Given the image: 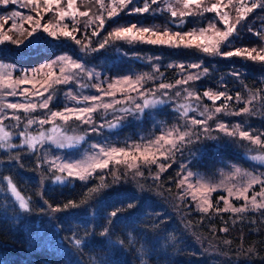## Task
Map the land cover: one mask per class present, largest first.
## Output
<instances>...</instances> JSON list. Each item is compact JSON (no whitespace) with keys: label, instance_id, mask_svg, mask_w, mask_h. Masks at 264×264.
<instances>
[{"label":"snow or ice","instance_id":"1","mask_svg":"<svg viewBox=\"0 0 264 264\" xmlns=\"http://www.w3.org/2000/svg\"><path fill=\"white\" fill-rule=\"evenodd\" d=\"M100 5L98 13H92L90 10H80V4H87L88 0H0V5L7 6L8 4H19L21 8H26L35 15H22L19 11H13L9 15L0 16V44L10 42L17 47L25 45L32 47L37 41L29 39L34 37L38 31H43L54 40L67 39L77 45H81L80 51L96 52L104 49L110 42H123L127 44L147 43L154 46H164L169 48H184L195 49L197 52L203 53L210 57L232 58L239 57L246 61L260 63L264 65V33L255 32L254 35L260 38V46L252 48H236L233 50L224 51L232 43V37L237 33L238 26L247 18L249 13L254 9H264V0H227V4L223 0L218 3H209L208 0H143L142 6H135L128 14H151L156 15L160 12H167L174 21H178L175 25V30L169 26L171 21L161 26H145L139 22L118 26L109 32L103 42H100L97 47H89L88 43L82 44L81 39L75 35L79 31V18H88L84 21V27L96 24L91 35L93 37L99 34V31L104 28L106 23L104 13H107L109 19L120 15L134 0H95ZM163 4L164 8L159 6ZM153 5L157 7H153ZM231 6V7H230ZM235 10L236 16L233 20L231 16L232 10ZM48 13L52 14V18L47 22L42 23L44 16ZM206 13H214L218 22L223 24V28L217 26V21L210 20L206 27L193 28L188 31H181L189 16H203ZM66 20H71V25L66 23ZM11 21V26L7 31L4 30V25ZM24 24H28L26 29ZM15 32L17 37L23 36L24 39L13 38L8 35V32ZM251 32L252 29L250 28ZM26 33V35H25ZM87 40L88 38L85 37ZM59 65L57 74L53 69ZM169 67H177L181 73H187L176 79L174 83H159L152 90L144 89V82L158 77L144 74L132 78L124 76L110 81L107 84V89L101 87L100 84H84L79 83L80 88L92 87L96 92H102L106 97L114 98L117 92L123 95L124 100L113 99L111 103L103 102L101 96L84 95L79 98L71 91L66 93L70 101L76 104L83 103L85 106L73 107L65 105L62 110H52L50 104L54 96L52 91L56 86L76 83L81 76H86L89 80L93 78V72L87 69L83 63L78 62L69 56H60L57 60L41 65L37 69L32 70V74L25 73L17 78L13 75L15 65L0 62V97H22L25 102H3L0 103V150L10 152L14 149L27 148L29 151L38 152L44 145H54L58 149H74L81 141L85 139L84 135H69L68 129L73 131V122L80 125H89L92 132L97 131V126L93 120V114L98 109H103L105 113L108 110L119 112L122 115H117L112 121H108L109 129H116L121 126L123 120L128 116H135L137 119L145 113L146 109L156 108L157 105L167 104L169 101L175 103L173 97L168 93L172 89H177L174 93L175 97H181V88L183 89L184 103L177 104L174 111L179 113V118L183 121L179 126H173L167 131H162L160 135L155 136L146 142L133 143L121 146H105L97 143H92L90 148L94 150L91 155L84 159H65L60 156H55L52 160H48L45 156V163H49L51 167L48 171L53 172L55 181L61 184L67 180H79L86 182L95 172L108 169L114 179L118 182L121 175L117 171L123 167L127 175L128 171H132L135 176H142L141 168H151L155 165L160 173L165 172L171 167V164L161 163L168 161L174 157L175 153L181 151L185 145L199 142L201 140L218 141L222 137L227 138V142L236 143L238 141L246 142L240 145L245 148L246 152H257L258 154L248 155L247 159L261 165H264V131L254 132L251 128H246L247 121L241 120L236 123H226L220 117H264V89L258 91L249 90L245 96L237 92L235 96L228 91H214L206 89L202 96L192 87L196 81H199L208 73V68L203 67L201 63L194 62L188 65H169ZM47 69L46 72L44 70ZM189 69H202L199 72L191 73ZM163 76L159 68L154 69ZM44 73L46 78L40 82L33 77L36 74ZM239 77V73H232ZM95 76L99 78V73ZM223 83V81H222ZM39 84V87H37ZM24 85H31L22 87ZM35 89V91H32ZM132 93L136 95L133 96ZM159 94V95H157ZM151 97V98H149ZM33 98L38 99L39 103L33 102ZM139 98L142 102H136ZM206 99L210 105L204 104ZM223 100V103H218ZM194 101L195 103H191ZM243 104V107H234L233 103ZM128 103L129 107H115ZM46 110V115L43 117H32L31 113L37 110ZM11 112V115L6 113ZM24 113V123L22 129L13 131L11 129L19 128L22 117L17 113ZM194 113V116H190ZM197 116L201 118H196ZM5 120H12L14 125L7 126ZM59 121V123H58ZM212 122V123H210ZM214 124V127H213ZM34 125H39L40 130L37 133L29 131ZM45 125H51L50 128L44 130ZM100 128L105 127L104 124L99 125ZM217 133L218 135H213ZM87 134V133H86ZM19 142H15V139ZM71 156V153H69ZM19 154L10 155V161L19 162ZM185 166L181 165L183 169ZM58 173V174H56ZM194 173L187 171L186 175L177 183L178 188L184 189L183 197H190L195 205V209L204 214L209 215L212 211L215 213H231L246 214L249 212H259L264 215V172L254 174L252 171L244 170L242 167H235L231 174L227 177L228 181H236L240 178V183L227 184L221 181L220 185L206 183L203 179L193 180ZM157 174L155 179L159 180ZM103 181V176L100 177ZM0 182L6 185V191L13 200L18 204V208L22 212H30V200L19 190L15 178L11 175H0ZM259 186V190L255 187ZM110 185L102 183L100 188H107ZM223 188L226 195L217 197V202L222 201L223 207H214L210 199L212 193ZM99 188H92L90 193H96ZM251 192V195L249 193ZM117 202L123 204L127 201V209H132L136 205L132 202L134 197L129 198L127 192H115ZM182 197V198H183ZM243 201L242 204H234L232 201ZM48 203L47 200L44 201ZM52 212L66 211L69 208L80 207L79 204L69 201L63 207H52L49 205ZM121 211L120 207L115 208L110 212V217H118ZM111 223V220L109 221ZM220 232H227V227L219 228ZM109 229L105 228L100 232L101 237L107 236ZM76 245H80V239L75 240ZM131 243V240L129 241ZM225 244H230L231 241L225 240ZM249 252L252 251L250 248Z\"/></svg>","mask_w":264,"mask_h":264},{"label":"trees","instance_id":"2","mask_svg":"<svg viewBox=\"0 0 264 264\" xmlns=\"http://www.w3.org/2000/svg\"><path fill=\"white\" fill-rule=\"evenodd\" d=\"M143 19L145 23L154 22L158 24L171 21L167 14ZM170 24L172 25V21ZM261 26H264V9L257 8L249 13L247 18L240 24L238 28L240 33L239 43L234 46L242 49L259 45L258 36L255 35L254 38L253 36L255 32H260L259 28ZM187 28H189L188 22L185 23L183 29ZM250 28L252 29L251 32L249 31ZM66 50L58 48L53 53H41L21 59L0 54V60L12 62L23 68H30ZM120 50L126 54L134 53L137 55L131 60V65L136 70L150 68L151 63L140 58L145 53L162 56L166 61L171 62H185L196 57L185 51L171 53L157 51L154 48H139L131 51L120 47ZM111 57H114V55L101 53L97 55L96 59H112ZM96 59L95 57L86 59V62L91 64ZM210 64L215 65L216 69L213 67L216 70L213 72L214 76H206L194 84L198 86L196 91L201 96L204 90L214 89L217 86L226 89L231 86H238L239 83L236 79H234L235 81L229 79L227 84L222 83V78L224 76L229 78V76H232V72L244 73V75L241 74L240 84L247 90L258 91L262 89V83L258 81L257 76L264 74V69L223 60L212 61ZM124 67L125 64H119L118 67L110 68L109 76L122 75L125 70ZM208 69L212 70L211 68ZM161 72L164 73L162 77L164 83H174L177 79L176 71L173 68H163ZM66 88H69V86H57L52 91L54 96L50 104L52 110L61 108L59 100ZM234 92L231 93L233 96L239 91ZM174 93L175 91L172 89L168 95L173 97L175 103L169 101L167 104L157 105L156 108L146 109L139 119L135 116H128L122 121L121 126L116 129H109L107 123L112 121L115 116L122 114L119 112L114 113L111 110H108L107 113L99 110L93 115L94 123L97 126L96 132H92L89 125H80L73 122L75 130L69 128L68 134L85 136V139L74 149H58L54 145L46 144L43 148L38 145V152L29 151L27 148L14 149L10 152L0 150V175H11L15 178L21 193L30 200L32 209L27 213L22 212L18 208V204L7 193L6 185L0 182V264H69V261L73 258L72 254H74L71 251V246H74L76 248L74 250L81 254L85 250H89L88 253L110 252L123 258V264H139L136 258L128 257L129 241L131 239L142 241L150 247L154 251L155 260L159 263L173 261L182 264H242V262H246V264H264V215L259 212L235 215L231 213L217 214L214 211L209 215H204L195 212L192 206L186 208L184 205L179 207L175 205L178 195L176 181L181 165L190 170L202 172L206 177H213L225 163L235 164L246 170L258 169L264 171V165L247 159L248 155L258 153L246 152L245 148L240 146L246 142L231 143L224 141V138H222V143L218 144L220 146L218 148L207 140L185 145L181 151L172 157L171 167L159 175V180L155 179L157 173L154 167H142V176H135L130 172L124 175V170H117L121 175L118 182H114L109 171L96 172L86 182L67 180L61 184L54 182L55 175L53 172L48 171V168L42 165L40 160L41 150L72 157L79 154L87 144L94 142L97 134L100 137L109 139L133 138L136 140L140 135L154 133L148 118L150 113H155L159 117L166 118L179 126L183 121L174 109L177 104L184 103L185 100L182 98L183 96L175 97ZM140 102L142 101L140 100ZM223 102L221 100L218 103ZM191 103L195 102L191 101ZM203 103L210 105V102L206 99L203 100ZM232 103L234 107H243V105H238L235 102ZM129 106L131 105L123 103L115 107ZM40 113L47 114L46 110H40V112L33 113L32 116L40 117ZM189 115L194 116L195 114L190 113ZM196 118L201 117L197 116ZM236 120L237 122L247 121L246 128L260 127L264 129V120L262 119L237 117ZM101 124H104L105 127L100 128L99 125ZM22 127L23 124L19 128L11 130L19 131ZM50 127L51 125H45L44 130ZM39 130L40 126L29 129L34 134ZM14 139L15 142H19L18 139ZM69 153H71V156H69ZM16 154H19V162L10 161L9 156ZM101 176H103V181L100 179ZM102 183L110 185V187L100 188ZM94 187L99 188V191L90 193V190ZM115 192H127L129 198L134 197L132 202L136 207L127 209V201H124L123 204L117 202ZM218 196L221 195L215 194V198ZM45 200L48 201L47 204L44 203ZM69 201L79 204L80 207L66 210L63 219H59L58 222L59 224L63 223L67 228L73 229L77 236H80L78 239L82 243L78 246L73 242L75 239H72V245H67V250L64 249L62 252L50 248L54 245L46 247L43 244L44 242L40 245V241L45 239L42 240L39 231L32 224L33 219L37 215L50 212L49 205L63 207ZM117 207L121 208L118 217H110V212ZM214 207L222 208V203L214 205ZM72 209L78 210L71 211ZM181 214L183 217L180 218ZM110 220L111 223H109ZM221 227H227L228 231L220 232L219 228ZM105 228L109 229V233L107 236L101 237L100 232ZM50 237L55 236L52 233ZM200 239L211 245L213 249L218 250L209 251L207 247L206 249L197 248ZM225 240L231 241V243L225 244ZM250 248L252 249L251 252L248 251ZM155 260L151 259L150 263L156 264Z\"/></svg>","mask_w":264,"mask_h":264},{"label":"rangeland","instance_id":"3","mask_svg":"<svg viewBox=\"0 0 264 264\" xmlns=\"http://www.w3.org/2000/svg\"><path fill=\"white\" fill-rule=\"evenodd\" d=\"M64 2L66 4V0H64ZM107 2H108V0H105V3H107ZM142 2H143V0H134L133 4H130L127 9H125L123 12L120 13L119 16H117L115 18L109 19L107 17V13L105 12L104 18H105L106 23L104 25V28L101 29L99 31V34L95 37H93L91 35V33H92L93 29L96 28V24L89 25L87 28H85L84 27V21H86L88 18H79L81 23L79 24V31L76 32L75 35L77 36L78 39H81L82 44L88 43L90 48H92V47L98 48L99 43L103 42V40L106 37H108L109 32H111L114 28H116L118 26H123L126 24L139 22L145 26H154L155 25V26L163 27L164 24H158V23H154V22L145 23V20L143 18L161 16L164 14H167L170 17V14L167 12H160L156 15L128 14L133 7L142 6ZM208 2L209 3H218L219 0H208ZM223 3L227 4V0H223ZM235 3H237V0H234V4ZM78 4H80V0H78ZM153 7L155 8L157 6L153 5ZM159 7L162 9L165 7V5L161 4ZM99 9H100V5L97 4L95 2V0H88L87 4H80V10H82V11L83 10H90V15L92 13H98ZM13 11H19L22 13V15H29V14L35 15L34 13L30 12L28 9L21 8L19 6V4H11L10 3L7 6L0 5V16L9 15ZM231 16L234 20L235 16H236L234 9L231 12ZM51 18H52L51 13L46 14L44 16V20L42 21V23L47 22ZM185 19H186V22L189 23V28L179 29L181 31H188V30H191L193 28L206 27L210 20L217 21V26L220 28H223V24H220L218 22V18H216L214 13H206L203 16H189ZM171 21H172V25L169 24V26L175 30V25H176V23H178V21H174V20H172V18H171ZM65 22L68 23L69 25H71V20H66ZM0 23H3V21H0ZM10 26H11V21H9L7 24L4 25V30L7 31V29H9ZM239 26H238V28H239ZM24 27L27 29L29 27V25L24 24ZM259 30H260V33H264V26H261L259 28ZM8 35L13 36V38L24 39L23 36L17 37V35L14 31L8 32ZM25 35H26V33H25ZM239 35H240V33H239V29H238L237 33L232 37V43L228 47H225L223 50L227 51V50L236 49V47L234 45L236 43H239V39H240ZM85 37H87L88 39L86 40ZM254 37H255V35L253 36V38ZM29 39L36 40L37 42L32 47H26L25 46L27 44V41H25V45H21L19 47H17L15 44H12L10 42H5L3 44H0V54L21 59V58H26V57L29 58L31 56L38 55L41 53H51V52L53 53V52H55V50L57 51L58 48H64L67 50L62 52L61 54H57V55L53 56L51 59H49L47 61L39 63L38 65H36L34 67H30V68H23V67H20L16 64L12 63V62H5V61L0 60V62L15 65V68L13 69V75L15 77L19 78V77L23 76L25 73L32 74L33 69H37L41 65H44L46 63H50L54 60H57V58L62 56V55L69 56L73 59H76L78 62L83 63L84 66L87 69H89L90 71H92L94 74L93 78L91 80H89L86 76H81L80 79L76 83L66 84L67 86H69V88H66L63 91V93L61 94V97L59 100V104L61 105V108L58 110H62L65 105L73 106V107L85 106L83 103L76 104L74 101H70L68 99V97L66 96V93H68L69 91H71L73 94L77 95L79 98H82L84 95L101 96L103 102H107V103H111L113 101V99L124 100L123 95H121V93H119V92H117V94L114 98L106 97L103 95L102 92L98 93L92 87L80 88L78 86L79 83H84V84H88V85L100 84L102 88L107 89V84L110 81L115 80L117 78H122L124 76H130L132 78H135L137 76L148 74L149 76L158 77L157 79H150L147 82H144V89L145 90H152L159 83L162 82V77H163V76H159V73L154 70L155 68H159L160 72L163 68H169V69L173 68L176 71L177 79L180 78L182 75L187 74V73H181L179 68L169 67V65L175 66V65L183 64L186 66L188 64L198 62V63H201L203 67L211 68L212 70L208 69V73L205 76H203L201 79L205 78L206 76H208V77L214 76L213 72L216 71L215 70L216 68H215V65H211L210 63L212 61H218V60H223L225 62H237V63L242 64L243 66L254 67V68L259 67V69H264V65H262L260 63H254L252 61H246V60L241 59L239 57H232V58H228V59L221 58V57H210V56L204 55L203 53L197 52L195 49H184V48L177 49V48H169V47H164V46H154V45H150L147 43L127 44V43H123V42H110L108 45H106V47L104 49H100L99 51L81 52L80 51L81 45H77L73 41L63 39V38L60 40H54L51 37H49L46 33H44L43 31H38L34 37H31ZM258 40H259V42H258L259 45H257L256 47L260 46V43H261L259 37H258ZM120 47H124L125 49L131 50V51H135L136 49H139V48H143V49L154 48L157 51L171 52V53H177V52H182V51L184 52L185 51V52H188V53H190L196 57L190 59L189 61H185V62H171V61H166L165 58H163L162 56H154L151 53H145V54L141 55L140 58L145 60L146 62H150L151 63L150 68L147 70H136L131 65V63H132L131 60L134 59V57H137V55L134 53L126 54L120 50ZM101 53H105V55L106 54H112V55H114V57H111L112 59H110V58L109 59H105V58L96 59L97 55H99ZM94 57L96 59L94 61V63L90 64V63L86 62V59H92ZM119 64H125L124 73L122 75L109 76L110 68L116 67V66L118 67ZM58 68H59V65L57 64L56 67L53 69V71H55L57 74H59ZM201 70L202 69H189L188 72L195 73V72H199ZM46 71H47V69L44 70V72H46ZM96 73H99V78H97L95 76ZM232 73H236V72H232ZM232 73H231V75H232ZM241 74L244 75V73H239V77L232 75V76H229V78H227L228 76H224L222 78V81L224 82V84H227L229 79H232L233 81H235L234 79H236V81L239 83L238 86L237 85H235L233 87L231 86L230 88H227V89L222 88L221 86L219 88L217 86V88H214L212 90H214V91L225 90V91H228L230 94L235 93L234 91L238 90L241 94L246 96L248 94L249 90H247L246 88H244L240 84ZM247 74L252 75L250 73H247ZM33 78L37 81L42 82L46 78V76L44 75V73H40V74L34 75ZM257 79L260 83H262V89H264V74L257 76ZM194 84H191L190 87L197 90L198 86H196ZM59 86H65V85H59ZM22 87H28L31 89V85H24ZM37 87H39V84H37ZM176 90L177 89H174V91H176ZM180 90H181V93L183 96L184 95L183 89L181 88ZM32 91H35V89H32ZM132 95L135 96L136 94L132 93ZM3 102L23 103V102H25V100H24V98L19 97V96H17V97H10L9 96L6 99H4L3 97H0V103H3ZM33 102L39 103V100L33 98ZM136 102H140V99L137 98ZM238 105H243V104H238ZM99 110L104 111L103 109H98V111ZM36 112H40V110L38 109ZM6 114L11 115V112L9 111ZM17 114L22 117L21 124H23L24 123V120H23L24 113L20 112ZM32 114L33 113H31V116H32ZM45 115L46 114L40 113V117H43ZM32 117H34V116H32ZM148 118L150 120V124L152 127L151 129L154 133H151L148 135H140L136 140H134L133 138H126V139L111 138V139H109V138L100 137L99 134H97L95 136V141L92 143H97V144L105 145V146H121V147H123L125 145H129V144H133V143L146 142L147 140L152 139L155 136L160 135L162 131H167L169 128L176 126L174 123H172L168 119L163 118V117H159L155 113H150ZM236 118L237 117H220V119L226 123H236L237 122ZM248 118H257V119L264 120V117H259V116L248 117ZM58 123H59V121H58ZM210 123H212V122H210ZM5 124L7 126H11V125H14L15 122L12 120H5ZM34 127H39V125H34L33 128ZM213 127H214V124H213ZM251 129L254 132L264 131V129H262L260 127L251 128ZM213 135H218V134L213 133ZM222 138H224V137H222ZM222 138L218 141H208V142L215 144L216 148H218V147H220V146H218V144L222 143ZM224 141L227 142V138H224ZM92 143L87 144L85 146V148L81 152H79V154L72 156V157H65V156H62L59 154L56 155V154L50 153L46 150H41L40 151V160L42 162V165H44L46 168L49 169L51 167V165L49 163H45V159H44L45 156L47 157V159L49 161L52 160L55 156H60L61 158H65V159H84L87 156L91 155L92 152L94 151L90 148V145ZM171 159L172 158H170L168 161L162 160L161 163L170 164ZM151 167L155 168L157 174H159V175L162 174L159 172V170L156 168L155 165H152ZM235 167H237V165L225 163L224 166H222L217 171V173L214 174L213 177H206L202 172L193 171V170L188 169L187 167H184L183 169L180 168L179 175H178L177 181H176V186H177L178 181L186 175L187 171H192L194 173L193 180L203 179L206 183L213 184V185H220L221 181H224L229 185H231L232 183L238 184L241 182L240 178H237L236 181H228L227 180V177L231 174V172L234 170ZM117 170L126 171L123 167H120ZM244 170H246V169H244ZM249 171H252L254 174H260L261 172H264V171L258 170V169H250ZM98 172L99 173L109 172V170L105 169L103 171H98ZM128 172L133 173L132 171H128ZM95 173H93V175ZM177 189H178V195L176 197L177 203L175 205L177 207L184 205L186 208L192 206L193 210L195 212H198L195 209V205L191 201L190 197H183L184 189L178 188V187H177ZM255 190L258 191L259 186H256ZM215 194L226 195L223 188H219L218 191L215 193H212V195L210 197V199L213 202V205H217L219 203H222V201L217 202V198H215ZM249 195H251V192L249 193ZM232 202L234 204H237V205L243 203V201H235V200H233ZM223 206L224 205L222 203V207ZM76 210H78V209H72L71 211H76ZM64 215H65V211H61V212L50 211L47 213H43L42 215L41 214L37 215L33 219L32 224L35 225L36 229L39 231V233H40L39 235L42 236V240L45 239L44 241L39 240L41 242V243H39L40 245H42L43 242H44L43 244L46 247H50L51 245H54V247H50V248H54V249L62 252L64 249H66L67 245H72V239L76 240V239L80 238V236H77V233L73 229L65 227V225L63 223L59 224L58 220L63 219ZM183 215H184V213H183ZM183 215L181 214L179 217L181 218V217H183ZM70 230H72V231H71V233L68 234V232ZM52 233L55 236L53 238L50 237V235H52ZM191 239H192V237H191ZM55 242H57L58 244H56ZM73 242H75V241H73ZM197 245L199 246V247L196 246L197 248L206 249V247H207V249L209 251H217L218 250L216 248L213 249L211 247V245H208V243L205 242L203 239L198 240ZM74 249H76V248L74 246H71V251L74 252L75 255L72 254L73 258L71 261H69V264L70 263L71 264H123L124 263L123 258L118 257L115 254L110 253V252L88 253L89 250H85L81 254V253L76 252V250H74ZM81 255H83V256L86 255V256L83 257ZM130 256L136 258L138 260L139 264H151L150 260L151 259L155 260L154 251L150 247L146 246L142 241L140 242V241H137L136 239H131L128 257H130ZM155 263L156 264H182V263H175L173 261H170L169 263H167V262L166 263H159V261H157V260H155ZM242 264H246V262H242Z\"/></svg>","mask_w":264,"mask_h":264}]
</instances>
